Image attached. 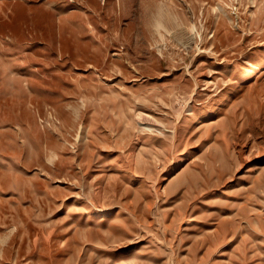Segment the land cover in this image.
Segmentation results:
<instances>
[{"label":"rangeland","instance_id":"374dc122","mask_svg":"<svg viewBox=\"0 0 264 264\" xmlns=\"http://www.w3.org/2000/svg\"><path fill=\"white\" fill-rule=\"evenodd\" d=\"M0 264H264V0H0Z\"/></svg>","mask_w":264,"mask_h":264},{"label":"bare ground","instance_id":"6f19581e","mask_svg":"<svg viewBox=\"0 0 264 264\" xmlns=\"http://www.w3.org/2000/svg\"><path fill=\"white\" fill-rule=\"evenodd\" d=\"M249 65H250L251 67H253V63H252V62H250ZM246 75H248V72L243 73L241 79H242V80H246V79L248 78V77H244V76H246Z\"/></svg>","mask_w":264,"mask_h":264}]
</instances>
